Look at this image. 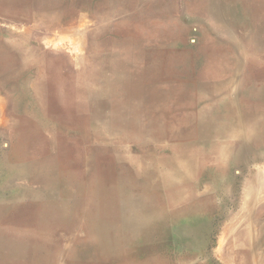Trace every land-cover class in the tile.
I'll return each mask as SVG.
<instances>
[{"label":"rangeland","instance_id":"374dc122","mask_svg":"<svg viewBox=\"0 0 264 264\" xmlns=\"http://www.w3.org/2000/svg\"><path fill=\"white\" fill-rule=\"evenodd\" d=\"M0 264H264V0H0Z\"/></svg>","mask_w":264,"mask_h":264},{"label":"bare ground","instance_id":"6f19581e","mask_svg":"<svg viewBox=\"0 0 264 264\" xmlns=\"http://www.w3.org/2000/svg\"><path fill=\"white\" fill-rule=\"evenodd\" d=\"M157 92V91H156Z\"/></svg>","mask_w":264,"mask_h":264}]
</instances>
